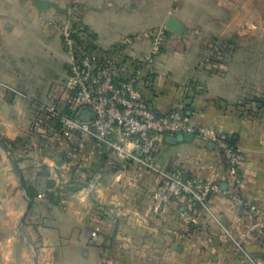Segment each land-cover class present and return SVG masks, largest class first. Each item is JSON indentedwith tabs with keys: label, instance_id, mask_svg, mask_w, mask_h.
<instances>
[{
	"label": "crops",
	"instance_id": "0c3cea01",
	"mask_svg": "<svg viewBox=\"0 0 264 264\" xmlns=\"http://www.w3.org/2000/svg\"><path fill=\"white\" fill-rule=\"evenodd\" d=\"M49 1L61 10L71 2ZM73 2L102 51L123 45L126 56L152 60L145 94L157 111L181 107L195 129L233 137L243 156L242 202L231 198L219 150L199 136L163 138L152 171L107 157L85 136L53 132L39 106L74 111L66 15L32 0H0V209L16 206L12 222L27 209L32 228L40 223L58 238V251L43 244L38 264H74L56 257L63 237L76 238L80 264H264V53L241 51L243 36H257L256 1L246 12L235 0ZM171 18L184 24L182 35L167 30ZM215 35L233 37L234 51L212 69L201 62L211 59L205 44ZM179 171L220 190L206 207L194 206L168 190L165 175Z\"/></svg>",
	"mask_w": 264,
	"mask_h": 264
},
{
	"label": "built area",
	"instance_id": "2783aa9c",
	"mask_svg": "<svg viewBox=\"0 0 264 264\" xmlns=\"http://www.w3.org/2000/svg\"><path fill=\"white\" fill-rule=\"evenodd\" d=\"M73 11L75 19L79 18V9L74 7ZM62 41L68 55L66 87L74 111L65 113L54 105L39 106L62 133L85 136L103 153L152 171L157 170V151L163 138L193 133L213 142L219 150L226 165L231 198L242 202L239 189L243 180V156L233 137L211 129H195L181 107L168 113L157 111L145 94L153 74L147 68L152 60L126 56L123 45L102 51L95 34L78 19L62 26ZM145 70L149 73L146 80L141 76ZM84 112L88 117H83ZM165 182L170 192L187 196L197 207H206L220 190L212 182H195L184 171L165 175ZM96 235L97 232L92 233L93 237Z\"/></svg>",
	"mask_w": 264,
	"mask_h": 264
},
{
	"label": "rangeland",
	"instance_id": "374dc122",
	"mask_svg": "<svg viewBox=\"0 0 264 264\" xmlns=\"http://www.w3.org/2000/svg\"><path fill=\"white\" fill-rule=\"evenodd\" d=\"M219 6H224L230 4V2L234 0H219ZM239 5L243 6V12L249 11L244 7L248 8L249 5L254 4L256 1L257 9H258V27H257V36L254 38L253 36H243L241 39V51L243 52H256L258 54L264 53V0H235ZM78 4H74L73 0L69 4H67L66 9H64V14L66 15V24H72L76 19L79 18L74 17V7H77ZM79 7V6H78ZM77 7V8H78ZM79 9V8H78ZM220 17L222 18L221 22H225L226 18H224L226 13L223 10H219ZM244 15H248L247 13H243ZM248 19V16H247ZM263 24V25H262ZM249 32V30H243ZM253 31V30H252ZM233 37H223L220 35H215L209 38V45L205 44L207 53H211V59L209 61H202L201 65L207 66L209 63L212 69H217L218 67L224 65L225 57L224 54H228L234 51L233 47ZM54 129H52L55 133H62L60 128L54 123ZM99 150V149H98ZM103 153H101L102 155ZM100 155V153H99ZM107 157L109 153L105 154ZM102 161V160H101ZM40 192L38 190L33 191V196H38ZM0 209V264H38L40 260V249L43 244H48V246L53 247L56 250V246L54 247V243H57L58 238L54 237L52 234L51 228L50 235L48 236V232L44 233L39 228L38 223H33L32 225L29 221L26 220L27 214L29 211L27 209H23L20 215L15 218L12 222L9 218V207H13L15 209L16 206H7L2 205ZM53 206H50V211ZM46 211H49L47 209ZM21 216V217H20ZM30 223V224H29ZM28 231V233H27ZM94 238V237H93ZM76 238L71 237H63L60 238V250L63 249L62 252L56 253V257L61 261H69L70 263L74 262V264H80V252H75L74 248L71 246L72 240ZM29 249L27 251L26 249ZM58 251V248H57ZM54 254V253H52ZM55 255V254H54ZM55 257V256H54ZM55 259L57 260V258Z\"/></svg>",
	"mask_w": 264,
	"mask_h": 264
},
{
	"label": "water",
	"instance_id": "95a60500",
	"mask_svg": "<svg viewBox=\"0 0 264 264\" xmlns=\"http://www.w3.org/2000/svg\"><path fill=\"white\" fill-rule=\"evenodd\" d=\"M33 3L35 4V6L40 9V10H46L48 8H56L57 10L59 11H64V10H61L59 9L55 3L49 1V0H32ZM166 28L167 30L171 31V32H174L175 34H178V35H182L185 31V26L184 24H182L180 21H178L177 19L175 18H171L168 22V24L166 25ZM183 135H180L178 136L177 138H181ZM194 134L193 133H187V134H184V137L185 139L187 140H193L194 138ZM30 207V204L28 206V209Z\"/></svg>",
	"mask_w": 264,
	"mask_h": 264
},
{
	"label": "trees",
	"instance_id": "16d2710c",
	"mask_svg": "<svg viewBox=\"0 0 264 264\" xmlns=\"http://www.w3.org/2000/svg\"><path fill=\"white\" fill-rule=\"evenodd\" d=\"M233 143H235L236 144V141L233 139Z\"/></svg>",
	"mask_w": 264,
	"mask_h": 264
}]
</instances>
